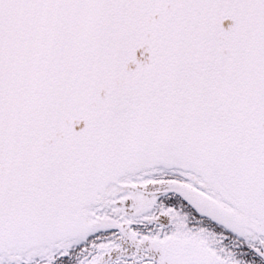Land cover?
Here are the masks:
<instances>
[{"label":"snow or ice","instance_id":"1","mask_svg":"<svg viewBox=\"0 0 264 264\" xmlns=\"http://www.w3.org/2000/svg\"><path fill=\"white\" fill-rule=\"evenodd\" d=\"M0 264H264V0H0Z\"/></svg>","mask_w":264,"mask_h":264}]
</instances>
